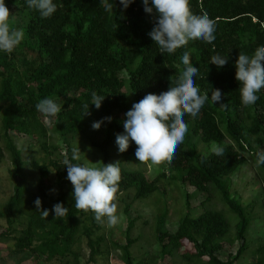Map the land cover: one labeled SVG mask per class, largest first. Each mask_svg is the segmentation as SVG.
Masks as SVG:
<instances>
[{
  "label": "trees",
  "instance_id": "trees-1",
  "mask_svg": "<svg viewBox=\"0 0 264 264\" xmlns=\"http://www.w3.org/2000/svg\"><path fill=\"white\" fill-rule=\"evenodd\" d=\"M107 2L114 4L111 14L105 11L102 0H54L57 11L42 18L39 11L27 6V0H5L10 12L21 17L19 23L10 25L23 30L24 39L11 54L0 51V141L10 156L14 180L13 194L0 212L7 223L0 230V242L13 241L10 253L28 254L35 262L58 260L68 264L72 257L78 264L81 255L76 247L83 238L89 249L88 264L108 255L102 250L105 238L97 236L102 225L96 223L94 213L74 207L73 185L62 162L71 157L75 141L82 145L81 150L88 143L102 156L101 167L119 162L121 180L116 202L123 201L120 195L131 189L133 202L159 190L167 171L150 179L145 172L124 169V162L143 164L135 156L134 142L127 151L118 150L119 161L114 160L111 150L117 145V134L124 132L125 118L120 113L130 110L126 86L133 94V104L149 93L169 90L171 77L184 67L183 53L189 51L191 64L199 69L194 80L201 94L208 92L211 98L212 91L219 89L226 106L206 103L197 117L184 116L188 132L172 161L164 163L172 173H179L188 188V212L174 232L164 231L161 219L155 240L164 258L181 252L191 264H240L250 248L252 207L231 194L226 179L249 160L257 167L256 154L264 152V88L257 93L259 99L254 105L244 106L235 61L240 52L251 56L264 45V0H190L194 13L206 11L216 21V39L213 44L189 41L173 54L160 53L149 36L155 25V10L152 14L145 12L143 0H133L126 9L120 0ZM217 54L228 57L222 67L210 62ZM93 92L105 96L99 109L91 104ZM44 98L60 105L55 117H45L36 110L35 105ZM85 103L90 112L86 116ZM105 117L112 119L109 122ZM102 120L95 131L93 122ZM97 131L103 133L102 140L95 139ZM12 135L35 140L44 158L25 160L24 150ZM201 143L209 147L207 154L201 152ZM213 143L224 148L223 156L211 152ZM2 158L0 153V163ZM27 168L39 173L34 189L28 184ZM257 168L264 175V165ZM174 174L173 180L177 176ZM192 191L206 195L201 202L203 211L197 216L189 210ZM214 196L237 217L230 240L231 223L225 213L205 207ZM37 197L43 209L51 210L62 202L69 209L67 216L55 218L50 211L47 219L42 218L34 203ZM131 206L126 205L124 210L129 211ZM19 213L24 223L19 221ZM143 217L139 214L128 221L123 242H112L124 264H156L157 258L136 260L132 252L141 240L133 238L132 231L138 221L148 222ZM233 244L237 246L235 251L226 248ZM258 252L261 257L254 264H264V245Z\"/></svg>",
  "mask_w": 264,
  "mask_h": 264
},
{
  "label": "clouds",
  "instance_id": "clouds-1",
  "mask_svg": "<svg viewBox=\"0 0 264 264\" xmlns=\"http://www.w3.org/2000/svg\"><path fill=\"white\" fill-rule=\"evenodd\" d=\"M126 9L133 0H120ZM144 10L154 13L155 25L149 32L160 53L173 54L177 49L186 46L189 41H203L213 44L216 39V21L209 17L206 11L196 14L192 11L190 0H143ZM30 9L39 11L42 18H49L57 11L54 0H27ZM105 11L112 13L114 4L102 0ZM11 12L5 3L0 0V51L11 54L23 41L24 32L12 27L9 23ZM214 47V45H213ZM191 54L185 51L181 57L183 68L171 77V87L160 94L149 93L139 102H135L125 113L123 120L124 132L116 136V144L120 152H125L130 142L137 145L135 156L141 163L160 165L171 162L177 148L183 143L188 124L184 121L187 114L197 117L206 103L217 104L222 101L219 89L212 91L211 98L208 92L201 94L194 77L199 69L190 62ZM217 67L228 62V57L219 54L213 55L210 60ZM264 45L257 47L249 56L240 52L235 61L236 80L240 82V97L244 106L254 105L259 96L258 92L264 88ZM105 96L92 93V102L97 109L101 107ZM226 106L225 103H220ZM36 110L45 117H55L61 107L51 98L40 99L35 105ZM84 116L89 115V104L85 103ZM112 117L104 120L111 121ZM102 121L93 122L92 127L99 129ZM211 152L223 156L224 148L215 143ZM80 147L72 149L70 158L63 160L67 168V179L73 185L72 196L74 207L78 211L93 212L97 224L115 227L121 216L117 214V193L121 180L119 162L103 164L102 167L91 166L87 161H81ZM256 166L264 165V152L256 154ZM53 191H55L53 189ZM41 216L47 219L50 211H54L55 218H64L68 208L64 204L56 203L51 210L42 208V200L37 197L34 201Z\"/></svg>",
  "mask_w": 264,
  "mask_h": 264
},
{
  "label": "rangeland",
  "instance_id": "rangeland-1",
  "mask_svg": "<svg viewBox=\"0 0 264 264\" xmlns=\"http://www.w3.org/2000/svg\"><path fill=\"white\" fill-rule=\"evenodd\" d=\"M11 14L12 15L10 17L9 23H19L21 17L15 12H11ZM126 92L129 97L131 109L133 105V94L130 91L128 85L126 86ZM120 115L121 117L126 118L125 113H120ZM94 130L96 131V129ZM94 135L96 140H102L104 136L102 132L98 131L97 133H94ZM12 136L17 146L24 150L25 160H30L33 158L42 160L44 158V154L42 151H40V149H38L35 140L28 137ZM58 144H61V141H58ZM73 146L80 147V150L82 147V145L76 141ZM83 147H85V149L81 150V161H87L91 166L101 167L102 156L97 154L88 143ZM29 149H31V151H26ZM200 150L202 153L207 154L209 152V147L201 143ZM0 153H3V158L0 163L1 212L4 209V204L13 194L14 180L12 179L10 173L12 169L10 156L5 151L2 141H0ZM111 153L115 161L120 160L118 155V145H115L112 148ZM165 164L166 163L164 162L160 165H151L150 163H123L125 170L145 172L150 179H153L156 175L164 170L168 172V175L166 179L160 183L159 190L135 202H133V189L120 195L124 200L117 202V214L122 217L119 224L110 228L105 223V225L102 226V229L97 232V236H103L105 238V242L102 245V250L109 252L107 255L108 258L107 256H104V258L97 257V262L90 264H124L120 251L113 247L112 242H123V232L127 226L126 224L129 220L134 219L139 214L144 216L143 218L148 222L144 223V220L138 221L132 231L133 238L140 237L141 239L140 242L132 248V252L136 260H142L144 258H157L156 264H191L188 263L184 257H182L181 252L175 253L173 257H162L156 244L155 229L161 219H163V230L174 232L178 228L180 220L188 212L186 196L188 188L180 181L181 179L179 173L176 172V179H172V174L174 173H172L170 167ZM26 171L28 175V184L34 189L39 178V173L31 168H27ZM226 180L230 182L231 194L236 198H239L243 205L252 207L253 221L248 234L250 248L245 252V257L240 262V264H254L256 258L261 257L258 249L264 245V175L249 160L235 174ZM54 182L55 177L52 174L51 183H53V189L55 190L54 192H56L57 190ZM205 197L206 195L204 194L192 191L189 210L193 216H197L203 211L201 202L205 199ZM130 203L132 204L131 209L126 212L124 209L126 205ZM205 207L208 209L210 208L223 211L225 213L226 217L231 223V232L227 239L230 240L234 238L237 217L226 207L221 199L217 196H214ZM17 217L21 223H24V217L20 213L17 214ZM22 225H18L17 227L21 228ZM6 227V220L0 216V230H4ZM86 242V239L83 238L76 247V250L81 255L78 264H88L89 249ZM12 243L13 241L0 242V264H63V262L61 263L58 260H54L52 262H35L28 254L20 252L10 253L13 247ZM226 248L235 251L237 246L234 244L232 247L227 245ZM68 264H74L72 257L69 258Z\"/></svg>",
  "mask_w": 264,
  "mask_h": 264
}]
</instances>
